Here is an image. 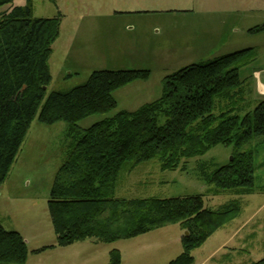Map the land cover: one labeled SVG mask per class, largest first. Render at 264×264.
Masks as SVG:
<instances>
[{
  "label": "trees",
  "instance_id": "1",
  "mask_svg": "<svg viewBox=\"0 0 264 264\" xmlns=\"http://www.w3.org/2000/svg\"><path fill=\"white\" fill-rule=\"evenodd\" d=\"M14 1L0 0V9ZM61 24V15L35 18L32 0L0 13V187L36 117L45 125L65 122L66 161L56 173L48 203L59 246L113 244L178 225L183 250L168 264H195V250L241 215L240 198L264 190L256 175L257 156L264 150V100L251 110L240 78V70L255 60V50L185 67L164 79L158 100L82 129L85 119L115 111V93L147 80L149 72L94 71L85 84L47 98L49 59ZM263 31L264 25L250 30ZM218 145L233 147V160L211 174L201 166L199 175L212 196L232 192L235 200L212 209L203 195L116 197L123 172L151 161L174 171ZM29 255L24 237L0 223V264H26ZM122 263L121 253L112 251L108 264ZM254 264H264V259Z\"/></svg>",
  "mask_w": 264,
  "mask_h": 264
},
{
  "label": "rangeland",
  "instance_id": "2",
  "mask_svg": "<svg viewBox=\"0 0 264 264\" xmlns=\"http://www.w3.org/2000/svg\"><path fill=\"white\" fill-rule=\"evenodd\" d=\"M32 4L35 18H62L49 59L52 81L47 98L54 91L85 84L94 71L149 72L147 80L115 93V111L85 119L82 129L122 109L137 110L158 100L164 79L185 67L248 49L255 50L256 58L240 70L246 102L254 110L264 100L260 86L264 31L250 32L264 25V0H32ZM26 5L27 0H15L0 13ZM67 145L65 122L45 125L37 116L0 187V223L24 237L30 253L26 264H108L115 250L121 253L122 264H168L182 253L183 231L178 225L113 244L86 241L60 247L48 203L56 173L66 161ZM232 156L233 147L218 145L174 171H163L158 161L142 164L132 173H122L116 197L203 195L206 207L217 209L237 197L232 192L212 196L199 169L205 165L211 174ZM256 161L258 186L264 188V150ZM240 200L241 215L195 250V264H254L264 259V190Z\"/></svg>",
  "mask_w": 264,
  "mask_h": 264
},
{
  "label": "crops",
  "instance_id": "3",
  "mask_svg": "<svg viewBox=\"0 0 264 264\" xmlns=\"http://www.w3.org/2000/svg\"><path fill=\"white\" fill-rule=\"evenodd\" d=\"M256 75L259 76V73L256 72ZM260 86H261V90H262V92H263V95H262V96H264V86H263V85H260ZM161 96H162V95H161ZM150 102H151V101H150ZM150 102H148V103H150ZM122 110L129 111V112H130V111H135V110H128V109H122ZM122 110H121V111H122Z\"/></svg>",
  "mask_w": 264,
  "mask_h": 264
},
{
  "label": "water",
  "instance_id": "4",
  "mask_svg": "<svg viewBox=\"0 0 264 264\" xmlns=\"http://www.w3.org/2000/svg\"><path fill=\"white\" fill-rule=\"evenodd\" d=\"M233 160V158H231V161ZM186 235H187V233H186Z\"/></svg>",
  "mask_w": 264,
  "mask_h": 264
}]
</instances>
